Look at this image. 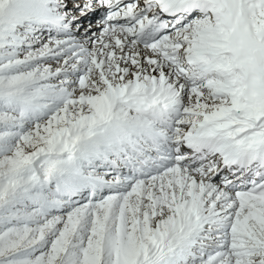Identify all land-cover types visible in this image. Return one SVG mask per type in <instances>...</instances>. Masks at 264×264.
I'll return each mask as SVG.
<instances>
[{"label": "snow or ice", "instance_id": "obj_1", "mask_svg": "<svg viewBox=\"0 0 264 264\" xmlns=\"http://www.w3.org/2000/svg\"><path fill=\"white\" fill-rule=\"evenodd\" d=\"M0 264H264V0H0Z\"/></svg>", "mask_w": 264, "mask_h": 264}]
</instances>
